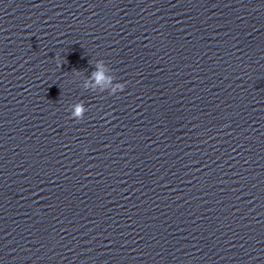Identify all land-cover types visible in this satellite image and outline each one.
Masks as SVG:
<instances>
[{
	"label": "clouds",
	"instance_id": "obj_1",
	"mask_svg": "<svg viewBox=\"0 0 264 264\" xmlns=\"http://www.w3.org/2000/svg\"><path fill=\"white\" fill-rule=\"evenodd\" d=\"M97 66L95 65V68ZM91 77L97 82L99 83L100 81L105 79L104 73L102 70L99 71H92L91 72ZM85 87H88L87 84H85ZM119 87V91H123L125 85L122 83L118 84ZM116 88H113L112 91L116 92ZM87 111V108L85 107V105L83 103H78L73 107V111L71 113V116L75 118V120L78 122L80 120H82L84 118V113Z\"/></svg>",
	"mask_w": 264,
	"mask_h": 264
}]
</instances>
